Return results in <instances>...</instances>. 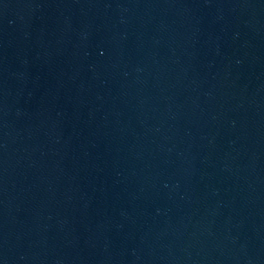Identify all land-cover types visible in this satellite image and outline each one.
Masks as SVG:
<instances>
[{"label":"water","instance_id":"1","mask_svg":"<svg viewBox=\"0 0 264 264\" xmlns=\"http://www.w3.org/2000/svg\"><path fill=\"white\" fill-rule=\"evenodd\" d=\"M0 264H264V0H0Z\"/></svg>","mask_w":264,"mask_h":264}]
</instances>
